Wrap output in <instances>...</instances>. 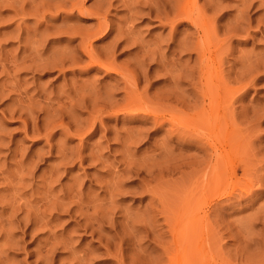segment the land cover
<instances>
[{"label": "rangeland", "instance_id": "1", "mask_svg": "<svg viewBox=\"0 0 264 264\" xmlns=\"http://www.w3.org/2000/svg\"><path fill=\"white\" fill-rule=\"evenodd\" d=\"M133 1L0 0V264H264V0Z\"/></svg>", "mask_w": 264, "mask_h": 264}, {"label": "bare ground", "instance_id": "2", "mask_svg": "<svg viewBox=\"0 0 264 264\" xmlns=\"http://www.w3.org/2000/svg\"><path fill=\"white\" fill-rule=\"evenodd\" d=\"M146 1H147V0H146ZM146 1H145V2H146ZM149 1H150V0H149ZM149 1H148V2H149ZM193 1H194V0H193ZM259 1H260V0H259ZM133 2H134V1H133ZM135 2L137 3L138 0H136ZM135 2H134L133 4H136ZM139 2H140V1H139ZM141 2L143 3V1H141ZM151 2H152V1H151ZM151 2H149L150 5L148 4V6H151V8L149 7V13H150V15H151L152 13H154V12L157 11V10H155V8H153V7H155L156 5L153 3V5H155V6L152 7ZM153 2H154V1H153ZM79 3H80L79 6H76L75 3H74L75 7L71 6L70 4H69V5H70L73 9L77 7V8H78L77 10L81 12V11L83 10V4H81L82 1L79 2ZM142 3H140V4H142ZM146 3H147V2H146ZM165 3H166V2H165ZM194 3H195V2H194ZM251 3H252V2H251ZM261 3H262V2H261ZM130 4H131V3H129V5H130ZM59 5H60V4H59ZM72 5H73V3H72ZM143 5H145V4H143ZM161 5H162V4H161ZM176 5H177V4H176ZM190 5H191V4H190ZM190 5H189V6H190ZM125 6H126V5H125ZM130 6H132V7H133V10H134V5H130ZM136 6H137V4H136ZM146 6H147V5H146ZM148 6H147V7H148ZM168 6H169V5H168ZM62 7H64V6H62ZM97 7H98V6H97ZM156 7H157V6H156ZM173 7H174V6H173ZM176 7H179V5L176 6ZM259 7H260V6H259ZM157 8H158V7H157ZM157 8H156V9H157ZM168 8H169V7H168ZM174 8H175V7H174ZM191 8H192V7H191ZM84 9H85V8H84ZM89 9H90V8H89ZM100 9H101V8H100ZM158 9H159V8H158ZM183 9H184V8H183ZM262 9H264V8H262ZM174 10H175V9H174ZM177 10H181V11H182L181 8H180V9H177ZM187 10H188V9H187ZM246 10H247V9H246ZM88 11H90V10H87V12H88ZM93 11H94V10H93ZM130 11H132V10L130 9ZM181 11H180V12H181ZM183 11H184V10H183ZM185 11H186V10H185ZM95 12H96V11H95ZM165 12H166V11H165ZM170 12H172V11H170ZM97 13H98V12H97ZM97 13H96V14H97ZM136 13H137V11H136ZM163 13H164V12H163ZM133 14H134V13H133ZM139 14H140V13H138V15H139ZM167 14H168V13H167ZM170 14H171V13H170ZM179 14H182V13H179ZM188 14H189V13H188ZM188 14H187V15H188ZM190 14H192V13H190ZM89 15H90V14H89ZM165 15H166V14H164V16H165ZM176 15H177V14H176ZM241 15H242V14H241ZM94 16H95V15H94ZM168 16H169V15H168ZM178 16H180V15H178ZM97 17H98V16H97ZM101 17H102V16H101ZM172 17H173V15L171 16V19H172ZM182 17H185V16H182ZM182 19H184V18H182ZM185 19H186V18H185ZM188 19L190 20V22H191L193 25H195V27L197 26V24H196V22H195L196 19L194 20V18L192 19L191 17H189ZM188 19H187V20H188ZM169 20H170V18H169ZM176 20H177V19H176ZM176 20H174V19L170 20L171 22H170L169 25L171 26L172 29H175L174 23H175ZM178 21H179V20H178ZM180 21H181V20H180ZM196 21H197V20H196ZM205 21H206V20H205ZM167 22H168V21H167ZM198 22H199V20H198ZM201 23H202V22H201ZM102 24H103V23H102ZM102 24H101V22H99V25H100V26H98L99 29H97L98 31L96 30L97 33L95 32V33H96L97 35H99L100 37L107 36L108 33H109V30H107V29H105V31H104V26H103ZM104 24H105V23H104ZM198 24H199V23H198ZM203 24H204V23H203ZM63 26H64V25H63ZM105 26H106V25H105ZM198 26H199V25H198ZM198 26H197V28H198ZM201 26H202V25H201ZM201 26H200V27H201ZM98 27H97V28H98ZM64 28H65V27H64ZM67 28H68V27H67ZM67 28H66V29H67ZM171 28H170V29H171ZM44 29H45V28H44ZM57 30H59V29H57ZM57 30H56V31H57ZM200 30H201V29H200ZM200 30H199V31H200ZM120 31H121V30H120ZM173 31H174V30H173ZM125 32H126V31H125ZM46 33H47V32H46ZM95 33H94V35H96ZM111 33H112V32H111ZM203 33H204V31H203ZM126 34L129 35V32L127 31ZM76 35H77V34H76ZM92 35H93V34H92ZM131 35H132V34H131ZM134 35H135V34H134ZM126 37H127V36H126ZM26 38H27V37H26ZM31 39L34 40L35 38L32 37ZM117 39H118V38H117ZM124 39H125V38H124ZM131 39L134 40L135 38H134V39L131 38ZM160 39H161V38H160ZM171 39H172V38H171ZM185 39H186V38H185ZM36 40H37V39H36ZM129 40H130V39H129ZM175 40H177V39H175ZM183 40H184V39H183ZM116 41H117V40H116ZM122 41H123V40H122ZM137 41H138V40H137ZM156 41H157V40H156ZM181 41H182V40H181ZM181 41H180V42H181ZM204 41H205V40H204ZM131 42H132V41H131ZM141 42H142V41H141ZM157 42H158V41H157ZM162 42H163V41H162ZM182 42L184 43V41H182ZM182 42H181V43H182ZM26 43H27V41H26ZM115 43H116L117 46L119 45V43H117V42H115ZM126 43H127V45H128V42H127V41H126ZM183 43H182V45H183ZM142 44H143V43H142ZM142 44H141V45H142ZM191 44H193V43H190V44H189V48H190V45H191ZM35 45H36V43H35ZM37 45H38V43H37ZM39 45H40V44H39ZM39 45H38V46H39ZM81 45H82V44H81ZM129 45H130V44H129ZM129 45H128V46H129ZM153 45H155V43H154ZM156 45H157V43H156ZM159 45H160V44H159ZM184 45H185V44H184ZM193 45H194V44H193ZM196 45H197V44H196ZM40 46H41V45H40ZM78 46H79V45H78ZM125 46H126V44H125ZM125 46H124V47H125ZM131 46H132V43H131ZM178 46H179V43H178ZM202 46H203V45H202ZM32 47H33V46H32ZM108 47H109V46H108ZM108 47H107V48H108ZM110 47H111V45H110ZM196 47H197V48H195L194 50H197V49H198L197 51H199V49H202V47H201V48H199L198 46H196ZM143 48H144V47H143ZM150 48H151V47H150ZM186 48L188 49L187 46L185 47V49H186ZM27 49L29 50V48H27ZM33 49H34V48H33ZM33 49H32V50H33ZM59 49H60V48H59ZM137 49H138V48H137ZM157 49H160V48H157ZM157 49H156V51H158ZM180 49H184V46H183V48H182V46H181ZM69 50H70V49H69ZM109 50H110V48H109ZM151 50H152V49H151ZM191 50H192V49H191ZM22 51H23V50H22ZM34 51H35V50H34ZM56 51H57V50H56ZM84 51H85V54L87 55V57H88V59H89L88 61L93 65V67H94L95 69H97V70L103 69V70H105V71H110V72H113V73H118V71H117V67L115 68L114 66H112V63H110V62H104L105 59H104V61H103V60L101 61V59H100L97 55L94 54V52H93V50H91V48H87L86 50H85V48H84ZM112 51H113V50H112ZM145 51H146V50H145ZM161 51H162V48H161ZM28 52H30V50H29ZM35 52H37V51H35ZM61 52H62V50H61ZM67 52H68V51H67ZM107 52H108V50H107ZM140 52H141V51H140ZM162 52H163V51H162ZM181 52H183V51H181ZM189 52H190V50H189ZM63 53H65V52H63ZM147 53H148V52H146V53H144V54L147 55ZM149 53H150V54H153V51H152V53H151V52H149ZM149 53H148V56L150 55ZM156 53H157V52H156ZM158 53H159V52H158ZM158 53H157V54H158ZM160 53H161V52H160ZM194 53H195V52H194ZM199 53H200V52H199ZM36 54H38V52H37ZM67 54L69 55V53H67ZM157 54H156V55H157ZM204 54H205V53H204ZM31 55H32V54H31ZM33 55H34V54H33ZM63 55H64V54H63ZM109 55H110V54H109ZM109 55H108V56H109ZM111 55H112V53H111ZM146 55H145V56H146ZM153 55H154V54H153ZM210 55H211V54H210ZM60 56H62V55L60 54ZM75 56H76V55H75ZM106 56H107V55H106ZM135 56H136V55H135ZM143 56H144V55H143ZM148 56H147V57H148ZM158 56H159V55H158ZM161 56H162V55L160 54V57H161ZM164 56H165V55H164ZM164 56H163V57H164ZM197 56H198V55H197ZM199 56H200V54H199ZM202 56H203V50H202ZM31 57H33V56H31ZM63 57H64V56H62V58H63ZM73 57H74V56H73ZM147 57H146V59H147ZM203 57L206 58L205 55H204ZM26 58H27V57H26ZM140 58H143V57H140ZM165 58H166V57H165ZM44 59H45V58H44ZM52 59H53V58H52ZM64 59H65V58H64ZM67 59H68V58H67ZM69 59L73 60L72 56H71V58H69ZM110 59H111V58H110ZM134 59H135V58H134ZM161 59H162V57H161ZM169 59H170V58H169ZM34 60H35V59H34ZM140 60H142V59H140ZM147 60H148V59H147ZM163 60H164V59H163ZM163 60H161V61H163ZM37 61H38V60H37ZM37 61H36V63H38ZM67 61H68V60H67ZM34 62H35V61H34ZM59 62H61V61H59ZM59 62H58V63H59ZM62 62H63V61H62ZM70 62H72V61H70ZM70 62H68V63H70ZM134 62H135V61H134ZM159 62H160V61H159ZM55 63H56V62H55ZM73 63H74V62H73ZM39 64H40V63H39ZM39 64H37V65H39ZM71 64H72V63H71ZM71 64H70V65H71ZM24 65H25V63H24ZM26 65H27V64H26ZM28 65L30 66V63H28ZM61 65H62V64H61ZM63 65H64V64H63ZM67 65H68V64H67ZM73 65H74V64H73ZM75 65H76V64H75ZM162 65L164 66V63H163ZM170 65H171V64H170ZM172 65H173V63H172ZM22 66H23V65H22ZM32 66H34V65H32ZM43 66H44V65H43ZM168 66H169V65H168ZM168 66L166 65V67H168ZM203 66H204V65H203ZM25 67H26V69H27L28 66H25ZM34 67H35V66H34ZM34 67H33V68H34ZM39 67H40V66H39ZM44 67H45V66H44ZM62 67H63V66H62ZM69 67H70V66H69ZM169 67H170V66H169ZM29 68H30V67H29ZM35 68H36V67H35ZM60 68H61V67H60ZM65 68H66V67H65ZM23 69H25V68H23ZM61 69H62V68H61ZM166 69H167V68H166ZM168 69H169V68H168ZM168 69H167V70H168ZM178 69H180V68H178ZM118 70H120V69L118 68ZM171 71L173 72V70H171ZM171 71H170V72H171ZM166 72H167V71H166ZM155 73H156V72H155ZM168 73H169V70H168ZM129 77H131V76H129ZM167 77H168V76H167ZM169 77H170V76H169ZM173 77H174V76H173ZM124 78H125V77H124ZM177 78H178V77H177ZM177 78H176V79H177ZM174 79H175V78H174ZM122 80H123V79H122ZM125 80L129 82V79H128V78L124 79V81H125ZM130 80H132V78H131ZM126 81H125V82H126ZM169 81H170V80H169ZM126 83H127V82H126ZM130 83L132 84L133 82L130 81ZM178 83H179V82H178ZM173 84H174V83H173ZM126 86H129L128 83L126 84ZM126 86H125V87H126ZM130 86H131V85H130ZM174 86H175V85H174ZM126 88H127V87H126ZM79 89H80V88H79ZM82 89H83V88H82ZM68 90H69V89H68ZM71 90H72V89H71ZM94 90H95V89H94ZM96 90H97V89H96ZM91 91H92V90H91ZM1 93H2V92H1ZM80 93H81V92H80ZM65 94H66V93H65ZM106 94H107V93H106ZM75 95H76V94H75ZM97 95H98V94H97ZM97 95H96V96H97ZM107 95H110V94H107ZM59 96H60V95H59ZM65 96H66V95H65ZM79 96H80V94H79ZM86 96H87V95H86ZM90 96H91V95H90ZM92 96L94 97V95H92ZM96 96H95V98H98V97H96ZM69 97H70V95H69ZM74 97H75V96H74ZM82 97H83V96H82ZM88 97H89V96H88ZM112 97H113V96H112ZM67 98H68V97H67ZM70 98H71V97H70ZM78 98H79V97H78ZM105 100H106V99H104V101H105ZM70 101H71V100H70ZM74 101H75V100H74ZM97 101H98V100H97ZM106 101H107V100H106ZM75 102H76V101H75ZM79 102H80V101H79ZM91 102H92V101H91ZM109 102H110V100H109ZM104 103H105V102H104ZM106 103H107V102H106ZM74 104H75V103H74ZM81 104H82V103H81ZM91 104H93V103H91ZM99 104H101V102H100ZM107 104H109V103H107ZM94 105H95V104H94ZM103 105H104V104H103ZM109 105H110V104H109ZM90 108H91V107H90ZM93 108H94V107H93ZM110 109H111V107H110ZM222 111H223V110H222ZM222 111H221V114H222ZM215 112H216V111H215ZM223 112H224V111H223ZM101 113H102V112H101ZM216 114H217V113H216ZM221 114H220V115H221ZM220 115H219V116H220ZM223 115H224V114H223ZM223 115H222V116H223ZM219 116H217V118H218ZM222 116H220V118H222ZM224 116H225V115H224ZM224 116H223V117H224ZM226 117H227V115H226ZM224 118H225V117H224ZM217 120H219V119H217ZM219 121H220V120H219ZM215 122L217 123V121H215ZM215 122H214V125H215ZM218 124H220V122H219ZM222 124H223V123H222ZM228 124H230V123H228ZM224 125H225V123H224ZM219 126H220V125H219ZM219 126H218L217 128H219ZM225 132H226V131H225ZM227 132L229 133V131H227ZM227 132H226V133H227ZM219 135H220V134H219ZM224 135H225V133H224ZM227 136L229 137V135H227ZM227 136H226V138H227ZM222 137H224V136L222 135ZM229 138H230V137H229ZM227 139H228V138H227ZM132 140H133V139H132ZM223 140H225V139L223 138ZM223 140H222V141H223ZM222 141H220L219 144H216L217 146L215 145V147L218 148L217 151H220V153H219V157L217 158V159H218V160H217V162H218L217 164L219 165V167L216 165V167H217L216 169H217V171H219V172L222 171V168H225V164H224V163H226V162H225L226 160L224 161V159H229V161H230V153L228 152L227 149H226L227 151L224 150V149H225V148H224L225 145L222 143ZM226 141H227V140H226ZM231 141H232V140H231ZM228 142H229V139H228V141H227V144H228ZM234 143H235V142H234ZM234 143H233V144H234ZM226 146H229V144L226 145ZM232 147H233V146H232ZM219 149H220V150H219ZM64 151H66V150H64ZM63 153H64V152H63ZM63 153H62V154H63ZM59 154H60V153H59ZM65 154H66V153H64V155H65ZM60 155H61V154H60ZM69 156H70V155H69ZM69 156H68V157H69ZM233 156H234V155H233ZM61 157H62V156H61ZM63 157H64V156H63ZM65 157H67V156L65 155ZM65 157H64V158H65ZM92 157H93V156H92ZM93 159H94V158H93ZM64 160H65V159H64ZM61 161H62V160H61ZM71 161H72V160H71ZM63 165H64V164H63ZM222 165H224V166H222ZM127 166H128V165H127ZM225 169H226V168H225ZM223 170H224V169H223ZM135 171H136V170H135ZM136 172H137V171H136ZM223 172H225V171H223ZM228 172H229V171H228ZM0 174H1V173H0ZM126 174H129V173H126ZM138 175H139V174H138ZM130 178H131V177H130ZM45 181H46V180H45ZM8 185H9V184H8ZM120 185H121V184H120ZM120 188H121V187H120ZM117 190H118V189H117ZM145 190H146V189H145ZM11 193H12V192H11ZM11 193H10V195H11ZM15 193H16V192H15ZM7 196H8V195H7ZM2 198H3V197H2ZM4 199H5V198H4ZM6 199H8V197H7ZM12 199H13V198H12ZM8 200H9V199H8ZM62 201H63V200H62ZM75 201H76V200H75ZM71 202H72V201H71ZM10 203H12V202L10 201ZM6 204H7V203H6ZM9 205H12V204H9V202H8V206H9ZM28 205H29V204H28ZM28 205H26V206H28ZM53 205H54V204H53ZM62 205H63V204H62ZM62 205H61V206H62ZM66 205H67V204H66ZM5 206L7 207V205H5ZM77 206H78V205H77ZM85 206H86V205H85ZM59 207H60V206H59ZM62 207H63V206H62ZM13 208H14V207H13ZM13 208H12V209H13ZM16 208H17V207H16ZM25 208H26V207H25ZM60 208H61V207H60ZM12 209H10V210H12ZM18 209H19V208H18ZM76 212H77V210H76ZM89 212H90V211H88L87 213H89ZM91 212H92V211H91ZM91 212H90V213H91ZM73 213H75V212H73ZM85 213H86V212H85ZM31 214H32V213H31ZM81 214H82V213H81ZM106 215H107V214H106ZM13 216H15V215H13ZM9 217H10V216H9ZM6 218H7V217H6ZM11 218H12V216H11ZM79 218H80V217H79ZM87 218H88V217H87ZM106 218H107V216H106ZM125 218H126V217H125ZM82 219H83V218H82ZM104 219H105V218H104ZM7 220H8V218H7ZM12 220H13V219H12ZM17 220H18V219H17ZM42 220H43V219H42ZM91 220H92V219H91ZM22 221H23V220H22ZM84 221H85V220H84ZM3 222H4V221H3ZM27 222H28V221H27ZM9 223H10V222H9ZM16 223H17V222H16ZM34 223H35V222H34ZM38 223H41V222H38ZM11 224H12V223H11ZM11 224H9V225H11ZM43 224H44V223H43ZM43 224H42V225H43ZM17 225H18V224H17ZM29 225H30V224H29ZM32 225H33V224H32ZM35 225H36V224H35ZM84 225H85V224H84ZM103 225H104V224H103ZM36 226H37V225H36ZM36 226H35V227H36ZM47 226H48V225H47ZM11 227H14V226H11ZM11 227H10V229H11ZM24 227H25V226H24ZM35 227H34V228H35ZM37 227H38V226H37ZM2 228H3V227H2ZM5 228H6V227H5ZM5 228H3V229H5ZM29 228H30V227H29ZM7 229L9 230V227H8ZM7 229H6V230H7ZM15 229H16V228H15ZM88 229H89V228H88ZM6 230H5V232H6ZM12 230H13V229H12ZM32 230H33V229H32ZM35 230H36V228H35ZM33 231H34V230H33ZM5 232H4V234H5ZM8 233H9V232H8ZM8 233H7V234H8ZM5 236H6V234H5ZM8 236H9V235H8ZM9 237H11V236H9ZM11 239H12V238H11ZM8 241H9V240H8ZM9 243H10V242H9ZM109 243H110V242H109ZM4 244H5V243H4ZM61 244H62V242H61ZM64 244H65V242H64ZM65 245H66V244H65ZM42 246H43V245H42ZM66 246H67V245H66ZM50 247H51V246H50ZM50 247H49V248H50ZM62 247H64V245H62ZM49 248H48V251L50 250ZM46 252H47V251H46ZM46 252H45V254H46ZM105 252H106V251H105ZM52 253H53V252H52ZM39 254H40V253H39ZM44 256H45V255H44ZM41 257H42V256H41ZM45 257H46V256H45ZM49 258H50V257H49ZM49 258H48V259H49ZM44 259H45V258H44ZM50 260H51V258H50ZM46 261H47V260H46ZM40 262H41V261H40ZM49 263H50V262H49ZM49 263H48V264H49ZM44 264H45V263H44ZM46 264H47V262H46Z\"/></svg>", "mask_w": 264, "mask_h": 264}]
</instances>
